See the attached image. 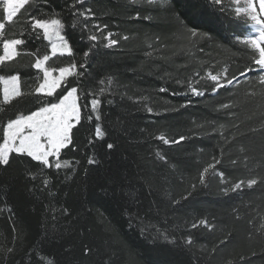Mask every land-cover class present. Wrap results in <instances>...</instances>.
I'll use <instances>...</instances> for the list:
<instances>
[{"label": "trees", "instance_id": "obj_1", "mask_svg": "<svg viewBox=\"0 0 264 264\" xmlns=\"http://www.w3.org/2000/svg\"><path fill=\"white\" fill-rule=\"evenodd\" d=\"M72 65L53 93L37 20ZM0 144L10 120L76 87L81 117L47 162L0 161V264H264V69L239 0H0ZM20 93L4 99L2 77Z\"/></svg>", "mask_w": 264, "mask_h": 264}, {"label": "rangeland", "instance_id": "obj_2", "mask_svg": "<svg viewBox=\"0 0 264 264\" xmlns=\"http://www.w3.org/2000/svg\"><path fill=\"white\" fill-rule=\"evenodd\" d=\"M26 0H4L7 19H11ZM243 8L250 12L254 23L248 34V40L262 49L264 43V0H239ZM36 25L43 29L50 41V53L36 62V66L44 73L38 91L42 93L55 92L64 79L75 67L64 65L53 67L51 57L66 54L71 51L70 44L63 33V24L57 17L48 20H37ZM3 22L0 21V30ZM18 39L5 43L4 54L0 61L12 58L17 53ZM264 69V58L259 62ZM4 99L10 100L20 93V78L18 74L2 77ZM81 117L78 93L76 87L70 88L59 100L39 109L18 116L8 122L6 138L0 144V161H6L11 152H26L36 159L49 161L53 155L69 144L73 127Z\"/></svg>", "mask_w": 264, "mask_h": 264}]
</instances>
